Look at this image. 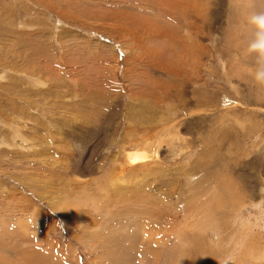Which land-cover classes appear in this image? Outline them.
Masks as SVG:
<instances>
[{
    "label": "rangeland",
    "instance_id": "1",
    "mask_svg": "<svg viewBox=\"0 0 264 264\" xmlns=\"http://www.w3.org/2000/svg\"><path fill=\"white\" fill-rule=\"evenodd\" d=\"M261 25L264 0H0V264H264Z\"/></svg>",
    "mask_w": 264,
    "mask_h": 264
},
{
    "label": "bare ground",
    "instance_id": "2",
    "mask_svg": "<svg viewBox=\"0 0 264 264\" xmlns=\"http://www.w3.org/2000/svg\"><path fill=\"white\" fill-rule=\"evenodd\" d=\"M147 155L144 150H131L126 152V162L128 164H142L147 160Z\"/></svg>",
    "mask_w": 264,
    "mask_h": 264
},
{
    "label": "clouds",
    "instance_id": "3",
    "mask_svg": "<svg viewBox=\"0 0 264 264\" xmlns=\"http://www.w3.org/2000/svg\"><path fill=\"white\" fill-rule=\"evenodd\" d=\"M262 28H264V25H261Z\"/></svg>",
    "mask_w": 264,
    "mask_h": 264
}]
</instances>
